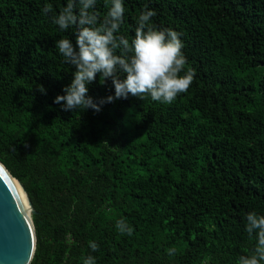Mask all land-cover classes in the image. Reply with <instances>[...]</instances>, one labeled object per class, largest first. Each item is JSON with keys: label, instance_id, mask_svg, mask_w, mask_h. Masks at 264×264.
Returning a JSON list of instances; mask_svg holds the SVG:
<instances>
[{"label": "trees", "instance_id": "16d2710c", "mask_svg": "<svg viewBox=\"0 0 264 264\" xmlns=\"http://www.w3.org/2000/svg\"><path fill=\"white\" fill-rule=\"evenodd\" d=\"M45 3L63 0H0V163L34 210L30 264H235L254 243L245 213L264 215V0H125L119 34L146 4L195 75L171 103L128 96L98 112L52 102L72 69ZM111 94L88 85L94 103Z\"/></svg>", "mask_w": 264, "mask_h": 264}, {"label": "clouds", "instance_id": "9594fccd", "mask_svg": "<svg viewBox=\"0 0 264 264\" xmlns=\"http://www.w3.org/2000/svg\"><path fill=\"white\" fill-rule=\"evenodd\" d=\"M98 0H63L58 11L45 3L40 11L60 33H68L54 41V49L61 63L71 71L69 82L61 88L53 103L66 111L100 110V105L114 99L133 96L152 101L171 103L178 94L187 90L195 71L185 68L186 57L181 51L180 33L171 28L156 27L151 23L155 11L143 5L134 18L131 35L119 34L124 22L125 0H103L105 12L96 11ZM109 81L112 94L94 103L87 95L88 85ZM37 90L44 92L42 86ZM62 102V103H61ZM121 234H132L124 218L115 221ZM244 232L254 241L245 255L236 257L235 264H264V215L245 213ZM88 249L95 252L98 244L88 241ZM173 249L168 254H173ZM82 264H96L91 254L82 258Z\"/></svg>", "mask_w": 264, "mask_h": 264}, {"label": "water", "instance_id": "95a60500", "mask_svg": "<svg viewBox=\"0 0 264 264\" xmlns=\"http://www.w3.org/2000/svg\"><path fill=\"white\" fill-rule=\"evenodd\" d=\"M14 179L0 163V264H30L36 246L31 202L22 187L28 211L19 199Z\"/></svg>", "mask_w": 264, "mask_h": 264}, {"label": "bare ground", "instance_id": "6f19581e", "mask_svg": "<svg viewBox=\"0 0 264 264\" xmlns=\"http://www.w3.org/2000/svg\"><path fill=\"white\" fill-rule=\"evenodd\" d=\"M13 185L15 187V189L17 190V193H18V196H19V199L24 207V209L26 211H28V205H27V200H26V196L23 192V190L21 189L20 185L17 183V181H13Z\"/></svg>", "mask_w": 264, "mask_h": 264}]
</instances>
